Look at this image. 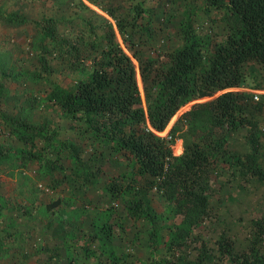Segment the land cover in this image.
Returning a JSON list of instances; mask_svg holds the SVG:
<instances>
[{"label":"rangeland","instance_id":"obj_1","mask_svg":"<svg viewBox=\"0 0 264 264\" xmlns=\"http://www.w3.org/2000/svg\"><path fill=\"white\" fill-rule=\"evenodd\" d=\"M134 3L146 8L142 20H149L155 32L153 41L143 47L146 56L160 50L180 49L188 40L187 28L196 33L202 48L209 49L225 39L232 24L226 10H205L206 0H0V11L17 12L27 20H62L59 36L101 39L105 22L114 23L102 8L108 4L120 6L117 11L130 21L135 16L130 8ZM116 36L119 46L126 51L121 38ZM40 37L41 32L30 21L15 26L0 20V112L58 130L56 139L80 146L82 158L94 177L90 183L76 188L81 181L76 178L77 170L67 167L64 170L67 180L51 188L48 185L51 178L59 180L62 172H46L34 163L22 169L0 167V264H53V260L59 264H153L155 260L162 262L173 256L186 261L197 258V249L192 245L182 243L178 249L170 241L180 218L173 214L172 203L165 195L156 187L147 190L143 177L134 173L120 153L83 132V120L66 115L54 103V87L71 89L89 76L91 68L71 70L55 55H48L52 71H43L37 55ZM208 56L209 50L205 53V66ZM136 77L142 96L137 68ZM234 89L247 94L251 102L245 120L257 125L258 151L253 161L264 173L261 70L245 68L242 83ZM174 119L162 132L169 131ZM174 136L179 144L198 141L189 123L182 124ZM220 136L223 137L221 152L210 175L211 214L193 229L191 242L198 244L204 240L213 246L216 240L226 238L241 249L251 242L252 221L264 213V176L259 179L247 169L246 156L250 153L247 127L237 126ZM0 146L12 151H41L37 145L22 144L8 135L1 125ZM200 146L206 147V144L200 141ZM48 156L55 157L50 153ZM57 161L68 164L62 156ZM114 180L122 186H132V193L123 190L118 196L112 195L107 185ZM140 194L151 209L154 226L146 218L130 215L124 205L128 197ZM56 199L61 200L60 205L44 216V206ZM102 225L105 228L110 225L111 233H102ZM153 234L156 246L151 244ZM257 246L264 252V236ZM84 247L88 248L89 257Z\"/></svg>","mask_w":264,"mask_h":264},{"label":"trees","instance_id":"obj_2","mask_svg":"<svg viewBox=\"0 0 264 264\" xmlns=\"http://www.w3.org/2000/svg\"><path fill=\"white\" fill-rule=\"evenodd\" d=\"M118 7L108 4L102 8L114 23L105 22L101 39L59 36L58 28L64 22L53 18L27 20L17 12L0 11V20L15 26L30 21L41 32L37 55L43 71H52L48 55H55L71 70L91 68L89 76L71 89L54 87V103L66 115L82 119L83 132L101 140L111 151L120 153L134 173L143 177L147 190L156 187L165 195L172 203L173 214L180 218L170 241L178 249L182 243L197 249L194 260L173 256L171 260H155L153 264H264V252L257 246L264 236V213L252 221L251 242L241 249L226 238L216 240L213 246H208L204 240L198 244L191 242L193 229L211 214L213 185L210 175L221 152L223 137L220 135L237 126L247 127L250 148L246 156L247 169L250 175L259 179L264 176L253 161V155L258 151L257 125L245 120L251 102L247 94L234 89L242 83L247 67L251 70L259 68L264 78V0H206L205 10H226L232 19L225 39L209 49L202 48L196 33L187 28L188 40L180 49L160 50L152 56L142 52L144 45L155 37L150 21L142 20L146 8L140 3L132 4L130 8L135 16L128 21L119 14ZM116 35L127 52L119 46ZM174 117L168 131L170 140L155 133L165 130ZM184 123L190 124L198 141L175 142L174 134ZM0 125L5 133L22 144L37 145L41 149L38 153L12 151L0 146V167L22 169L34 163L46 172H62L59 180L51 178L48 183L51 188L67 180L64 174L67 167L77 170L74 173L81 181L74 186L76 188L90 183L94 177L82 158L80 146L56 139L58 130L3 112H0ZM200 141L206 147H201ZM49 153L55 157H49ZM61 156L67 160L66 166L57 161ZM238 163L242 162L239 160ZM107 189L118 196L123 190L132 193L133 187L122 186L114 180ZM60 203L61 200L56 199L46 204L45 213L53 211ZM124 205L130 215L146 218L154 226L151 209L145 204L143 194L128 197ZM100 231L110 234V225L106 228L102 225ZM88 243L86 240V245ZM151 244H157L154 234ZM83 250L89 257L88 248Z\"/></svg>","mask_w":264,"mask_h":264},{"label":"built area","instance_id":"obj_3","mask_svg":"<svg viewBox=\"0 0 264 264\" xmlns=\"http://www.w3.org/2000/svg\"><path fill=\"white\" fill-rule=\"evenodd\" d=\"M255 99H257L258 97L255 95L254 96ZM159 136L165 138L166 140H170L171 139V135L168 133V131L165 132H156Z\"/></svg>","mask_w":264,"mask_h":264},{"label":"crops","instance_id":"obj_4","mask_svg":"<svg viewBox=\"0 0 264 264\" xmlns=\"http://www.w3.org/2000/svg\"><path fill=\"white\" fill-rule=\"evenodd\" d=\"M49 212H51V211H48L47 213H43L44 214V216H46L47 214H49ZM53 255L52 254H50V257H52ZM56 259V258H55ZM53 264H59V262H56L55 260H53Z\"/></svg>","mask_w":264,"mask_h":264},{"label":"water","instance_id":"obj_5","mask_svg":"<svg viewBox=\"0 0 264 264\" xmlns=\"http://www.w3.org/2000/svg\"><path fill=\"white\" fill-rule=\"evenodd\" d=\"M138 69V68H137ZM139 74V73H138ZM140 77V76H139Z\"/></svg>","mask_w":264,"mask_h":264}]
</instances>
